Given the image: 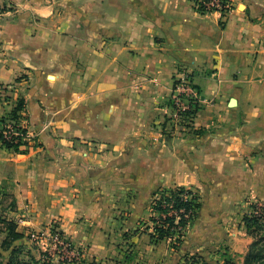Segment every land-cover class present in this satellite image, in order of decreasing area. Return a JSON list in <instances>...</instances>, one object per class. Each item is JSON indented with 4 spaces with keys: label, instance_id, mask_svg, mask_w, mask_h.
Here are the masks:
<instances>
[{
    "label": "crops",
    "instance_id": "crops-1",
    "mask_svg": "<svg viewBox=\"0 0 264 264\" xmlns=\"http://www.w3.org/2000/svg\"><path fill=\"white\" fill-rule=\"evenodd\" d=\"M195 1L0 0V85L24 83L40 129L28 152L0 142L21 231L60 218L84 264H109L160 185L199 184L225 208L264 200V0L226 15ZM182 73L202 97L197 133L165 138Z\"/></svg>",
    "mask_w": 264,
    "mask_h": 264
},
{
    "label": "rangeland",
    "instance_id": "rangeland-1",
    "mask_svg": "<svg viewBox=\"0 0 264 264\" xmlns=\"http://www.w3.org/2000/svg\"><path fill=\"white\" fill-rule=\"evenodd\" d=\"M23 81L27 79H22ZM176 83V82H175ZM24 84V83H22ZM11 84L6 87L0 85V101L6 102L9 107L5 114L9 116L19 95L24 94L26 89L19 87L22 85ZM15 85V86H14ZM199 91V89H198ZM200 93V91H199ZM201 96V95H200ZM13 98V99H11ZM175 90L171 98L172 113L161 123L164 124L162 136L170 138L172 133L183 131L195 135L197 131L191 123V116L187 112L180 117H176L174 107ZM202 98V97H201ZM199 103V102H198ZM199 108V106H198ZM198 110V109H197ZM196 110V111H197ZM193 117V116H192ZM27 110L18 121H7L6 126H27L28 139L31 147L39 144V130L32 128L28 122ZM169 119V120H168ZM0 122V126H2ZM46 125V126H45ZM44 126H49L46 123ZM183 135V134H180ZM181 173L185 168H178ZM10 183L3 182L0 185V214L9 219H14L18 223L21 219L13 213L17 209L13 207L14 193ZM186 186L194 193L199 195L201 207L196 216L189 221L185 230L183 242L179 248H174L173 239L157 240L152 216H156L152 211V203L157 196L163 193L169 194L171 189ZM245 203L234 207H222L218 201L204 198L199 184H180L160 185L152 193L147 216L140 219L138 228L133 231L123 233L122 239L114 237L113 253L109 255V264H244L245 256L249 251L250 245L255 239H261L264 249V230H257V233H250L245 226L244 216L251 212V205L264 206L262 199H246ZM63 222V221H62ZM4 224L0 226V264H84L83 251L73 242L71 235L63 229L60 218H55L47 227L33 229L23 228L27 237L18 240L15 245L17 250H5L1 247L2 241L6 237ZM153 235V236H152ZM60 237L68 242L78 251V255L72 259L63 260L59 254L55 253L53 244L55 238ZM81 253V254H80ZM10 264V263H9ZM97 264H104L103 262Z\"/></svg>",
    "mask_w": 264,
    "mask_h": 264
},
{
    "label": "trees",
    "instance_id": "trees-1",
    "mask_svg": "<svg viewBox=\"0 0 264 264\" xmlns=\"http://www.w3.org/2000/svg\"><path fill=\"white\" fill-rule=\"evenodd\" d=\"M26 77V75H23L17 81H21ZM27 103L25 95H19L9 116L4 115L0 117V122L3 124L0 126V142L5 147L16 152H28L31 148V143L28 139V128L22 125L9 128L6 126V122L21 119L27 108ZM199 104H195V107L187 112V116H191L190 118L194 117ZM38 144L40 145V143ZM2 200H0V203H2ZM16 206L17 202L14 195L13 207ZM200 207L201 201L199 195L186 188V186L171 189L167 195L163 193V195L157 196L151 206L153 213L157 214L156 216H152L155 222L154 234H156L157 240L173 239L175 240L173 247L179 248L183 242L184 232L189 221L196 216ZM251 207V212L244 216V222L248 231L253 234L257 233V230H264V206L252 203ZM1 224H4L6 228V237L2 241L1 247L5 250H13V248L17 250L15 243L25 238V236L27 237L26 233L19 229L17 221L9 219L2 214H0V226ZM262 238L255 239L252 242L245 256L244 264H264V249L260 245L263 240ZM9 263L11 264V261ZM205 264L210 263L205 262Z\"/></svg>",
    "mask_w": 264,
    "mask_h": 264
},
{
    "label": "built area",
    "instance_id": "built-area-1",
    "mask_svg": "<svg viewBox=\"0 0 264 264\" xmlns=\"http://www.w3.org/2000/svg\"><path fill=\"white\" fill-rule=\"evenodd\" d=\"M195 6L201 12L219 11L223 15L229 13L233 7L232 0H196ZM174 90V115L176 117L182 116L186 111L193 109L195 104L201 102L200 93L193 84L188 73H182L181 76L176 79ZM9 128H13V126ZM53 247L55 248V253L59 254L63 260L72 259L73 256L79 254L78 251L71 246L70 242L60 237L55 238Z\"/></svg>",
    "mask_w": 264,
    "mask_h": 264
},
{
    "label": "water",
    "instance_id": "water-1",
    "mask_svg": "<svg viewBox=\"0 0 264 264\" xmlns=\"http://www.w3.org/2000/svg\"><path fill=\"white\" fill-rule=\"evenodd\" d=\"M233 101H235V99H233Z\"/></svg>",
    "mask_w": 264,
    "mask_h": 264
}]
</instances>
